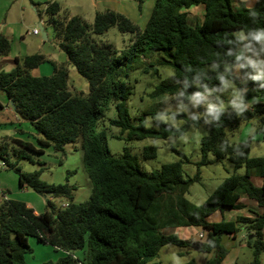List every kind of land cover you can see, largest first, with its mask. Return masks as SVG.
<instances>
[{
    "label": "trees",
    "instance_id": "obj_1",
    "mask_svg": "<svg viewBox=\"0 0 264 264\" xmlns=\"http://www.w3.org/2000/svg\"><path fill=\"white\" fill-rule=\"evenodd\" d=\"M140 1V0H138ZM147 25L138 29L127 17L113 10L96 11L91 23L80 15H60L56 1L36 2L38 16L55 34L56 46L66 55V62H56L40 53L26 55L13 69L0 71V90L12 102L15 112L30 123L36 132L35 147L29 141L7 137L0 143V158L17 172L20 186H27L49 197H64L68 203L56 206L50 198L46 209L35 213L25 202L3 199L0 202V264H24L23 255L30 253L28 238L34 237L63 251L56 261L43 264H158L152 262L161 246L173 244L203 253H214L204 264H220L227 255L221 237L235 238L236 225H247L253 241V256L248 264H261L264 252V157H250L251 137L243 142H231L232 133L242 123L256 119L253 134L264 139V102L247 105L252 93L243 92L241 108L237 111L220 107L207 108L204 95L234 82L239 89L246 85L260 86L264 81L252 78V66L238 53L243 42L264 41V0L246 7L239 0H155ZM198 5L204 9L200 23L188 21L187 10ZM116 26L129 33L128 44L117 51L98 36ZM242 33L244 40L238 35ZM10 49L9 39L0 33V56ZM264 57V51H263ZM141 56V57H140ZM145 58V62L142 60ZM139 61L141 73L159 75V68L171 67L173 75L166 83L158 84L151 94L155 99L170 95L183 104L195 99L197 111L180 127L157 122V128H146L144 119L133 125L128 117L126 100L132 92L125 80L122 65ZM49 61L50 75L35 76L30 71ZM87 80L86 94L68 88V66ZM239 67V75L232 72ZM114 103L116 117L110 126L126 132L127 140L144 138L165 139L181 136L189 126H199L207 120L208 134L200 139V158L197 167L228 159L234 170L243 167L244 173L233 172L220 181L201 204L186 197L189 186L199 179L183 176L179 161L162 164L155 171H144L135 155L124 147L120 156L113 155L106 143L104 129L96 123L104 108ZM174 118L184 113L166 112ZM155 114H152L154 117ZM80 138L82 162L91 182L89 199L71 201L73 187L67 184H48L40 179L41 169L21 172L20 158L32 160L30 153H42L46 147L61 152L64 146ZM10 141V143H9ZM16 160L8 158V148ZM15 146V148H14ZM143 157L155 156L153 146L144 147ZM252 176L263 178L255 186ZM252 199L261 209L253 217L240 216L235 221L209 222L207 217L216 210L238 209L240 199ZM199 227L205 231L203 240L182 239L164 229ZM76 250H86L84 260L73 256ZM185 264H197L190 260Z\"/></svg>",
    "mask_w": 264,
    "mask_h": 264
},
{
    "label": "rangeland",
    "instance_id": "obj_2",
    "mask_svg": "<svg viewBox=\"0 0 264 264\" xmlns=\"http://www.w3.org/2000/svg\"><path fill=\"white\" fill-rule=\"evenodd\" d=\"M44 0L36 2L42 3ZM77 1L82 2L83 6ZM62 6L69 9L70 15H83L88 23H91L96 11H103L106 9L116 11L127 17L138 29L142 30L146 27L150 18L151 12L155 7V0H61ZM11 4V0H0V19L7 11ZM42 6V5H41ZM39 6L38 9L42 10ZM82 6V7H79ZM194 8V7H193ZM202 5H198L195 9H202ZM61 10V7H60ZM192 8L187 12H191ZM17 12V13H16ZM204 13V12H203ZM202 13V16H203ZM65 16L66 13H63ZM43 15V14H42ZM69 15V14H68ZM69 15V16H70ZM45 17V15H43ZM201 16V14H200ZM201 16V19H202ZM11 17L18 21V28L24 36V43L29 49V53H40L42 55L52 52V47H56V38L53 29L48 27L46 21H40L38 12L35 13L31 6L20 13L18 3L11 6ZM191 18V16H190ZM193 18V17H192ZM21 21V22H20ZM38 23L45 28L48 32V37L43 40L41 33L32 34L33 28H38ZM199 23V22H198ZM193 25L194 22H191ZM240 35V34H239ZM131 34L121 33L116 26L110 27L106 32L98 36V40L110 44L115 50L120 51L125 48L129 42ZM16 37L12 41L13 51H19L22 45ZM262 43V42H261ZM264 44V41H263ZM241 46L238 48L240 55H244ZM19 49V50H18ZM263 50L260 51L261 56L249 60L252 66V78L254 80L264 81V45ZM141 57V56H140ZM145 62V58H142ZM139 60H134L122 65L126 69L128 77L125 80L131 86L132 92L126 100V107L128 117L133 125L138 124L139 118L144 119V126L146 128H157V122L166 123L174 127H180L191 119L197 111V101L191 99L189 102L183 104L176 96L166 95L161 99H155L151 96L155 87L160 83H166L171 80L173 69L171 67L159 68V75L153 73L151 68L149 74L141 73ZM42 65H49L43 63ZM51 71H52V67ZM68 79L67 84L69 90L76 93L86 94L88 92L87 80L82 77L73 66H68ZM31 72H35L31 70ZM31 73V74H33ZM51 74V73H50ZM49 74V75H50ZM248 89L252 95L247 105L249 106L254 101L264 102V89L260 86L246 85L239 89L232 81H226L223 87L214 92L206 93L203 106L208 107V100L210 97L214 100L212 107H220L223 109L239 110L241 108V100L244 90ZM210 94L212 96H210ZM210 100V99H209ZM212 100V101H213ZM0 143L7 137L18 136L24 141H30L37 147L35 139L36 132L30 123L23 120L17 113H15L5 93L0 91ZM166 112L184 113V118L171 117ZM152 114H155L152 117ZM116 117L114 103L110 102L104 110L103 114L98 118L96 123L97 130H103L106 134V143L113 155L120 156L123 153L124 147L129 148L130 152L135 155L144 171L150 172L160 169L162 164L176 162L181 159L174 150L183 153L187 160H183V176L185 178L194 177L199 173V179L194 180L189 186V193L185 197L190 201L198 203L203 197L210 193L214 187L225 177L233 172L243 174L244 168L234 170L232 163L224 158L221 161L200 166L196 162L200 158V139L208 134L207 120H204L199 126H189L185 133L181 136H169L165 139H151L144 138L142 140H127L126 132H121L119 128L110 126L109 121ZM257 122L252 119L249 122L242 123L232 133L228 132L227 136L231 142L240 143L248 137L251 141L254 135V126ZM7 138V139H8ZM6 139V140H7ZM10 143V141H9ZM153 146L156 149V154L153 157H143L142 150L144 147ZM15 148V146H14ZM13 146L9 145L8 158L11 162L16 160L15 155L12 153ZM83 151L80 147V138L74 143H69L64 146L63 151L55 152L51 147H45L42 153H30L32 160L27 158H20L17 161V166L21 172H31L41 169L40 179L48 184H67L74 189L72 190L71 201L75 203L84 202L89 199L91 194V182L85 172L82 162ZM250 157H264V140L256 139L251 142ZM56 206H64L68 200L64 197H45L35 192L31 188L22 187L18 184L17 172L7 167L4 160L0 158V202L3 199L19 200L26 203L25 200L31 202L32 209L40 213L46 209V200L49 199ZM193 203V202H192ZM191 234L187 233L182 228L179 231L170 228L164 229L166 233L175 232L182 237L187 236V239L199 240L196 236L201 232V228L189 227ZM247 225L243 224L234 239L226 236L221 237V244L227 250L226 257L220 264H248L253 256V241L256 237H249L251 234H246ZM194 234V236H192ZM203 240V239H201ZM28 244L31 252L23 255L24 264H43V262L51 260L56 261L61 257V252L53 246L38 242L34 237L28 238ZM86 250H76L73 256L79 260H84ZM214 253H203L191 250L186 247H179L173 244H166L160 247L157 256L152 262L158 264H185L190 260H194L197 264H204V262L213 257ZM261 264H264V252L260 256Z\"/></svg>",
    "mask_w": 264,
    "mask_h": 264
},
{
    "label": "crops",
    "instance_id": "obj_3",
    "mask_svg": "<svg viewBox=\"0 0 264 264\" xmlns=\"http://www.w3.org/2000/svg\"><path fill=\"white\" fill-rule=\"evenodd\" d=\"M36 1H38V0H11L10 6L8 7L7 11L4 13L3 17L0 19V33H2L4 36H6L9 39V42H10L9 52L6 55L0 56V71L1 70L8 71L10 69H13L15 67L16 63L17 62L21 63L22 59L26 55L34 54V53H29V49H28L27 45L24 43V36L22 35V33L20 32V30L18 28V21L16 19H14V17H11V6H13V4L15 2L18 3L19 8H20V13L24 12L28 8V6H31L32 10H34L35 13H36L37 9H38V7L34 4V3H36ZM46 1H50V2L56 1V2H58L60 7H61V10H60V13H59L61 16L64 15L63 13H66L67 16L70 15L69 9L65 8L64 5L62 6L61 0H44L43 2H46ZM239 1H242L245 4L246 7H252L256 3L257 0H239ZM77 2L79 4L82 3L80 1H77ZM81 5L83 6V4H81ZM82 6H79V7H82ZM41 7L44 8L45 4L42 5ZM203 11H204L203 8L201 10L193 8L191 10V12L188 13L189 15H188L187 18H188L189 23L190 24H191V22H194V24H196L198 22L200 23L202 21L201 16H202ZM200 14H201V16H200ZM80 16L84 20H87V19H85L83 17V15L80 14ZM190 16H191V18H190ZM38 18H39V20L41 22L42 21H44V22L46 21V17H44L43 15L41 17L38 16ZM202 18H203V16H202ZM39 24L40 23H38V25ZM48 27H50V26H48ZM43 29H44V32H45V28H43ZM16 34H17V37H20L19 38V42L22 45L21 49L20 50L18 49L19 51H13V48H12V41L16 37ZM45 34H46V38L43 39V40H46L47 37L49 36L48 32H45ZM239 34L238 35L240 36V38L242 40H244L243 34L242 33H239ZM35 35H37V34H35ZM263 45H264L263 41H260V42H257V43H253V44H249V43L243 42L241 45L238 46V48L241 46L240 50H242V52H244L243 53L244 55H241V56H243L244 59L248 62L251 59L258 58V57L261 56L260 51L263 50L262 49ZM52 48H53L52 52H48V54H44L45 58H47L49 60H54L56 62H66V60H67L66 55L62 51H60L58 48H56V47L55 48L52 47ZM238 48H237V50H238ZM43 63H49V65H42ZM43 63H41L38 67L32 69V70L35 71L34 73L31 72V73H33L32 75L40 76V75H49L50 73H52L51 68H50L52 66H51L50 62L49 61H45ZM232 72L235 75H239V67L238 66L233 67ZM0 91H2V90H0ZM207 96H208L207 94L204 95V102H205V97H207ZM210 96H212V95L210 94ZM209 99H207L208 100V107L211 108L213 106V104H214V100L211 97ZM7 100H8V98H7ZM8 102H9V100H8ZM10 106H11L12 110L15 112L14 107L11 104H10ZM254 135H256V137L253 136L252 141L256 140L257 138L258 139H262V136L260 134H254ZM14 137L15 138H19L18 136H14ZM19 139H21V138H19ZM21 140H23V139H21ZM262 140H264V139H262ZM252 141H250L249 152H250V147H251V142ZM35 147H37V146L35 145ZM251 181H252V183L255 186L259 187L263 183V178L260 177V176H252L251 177ZM18 184H19V182H18ZM22 187H25V186H22ZM188 193H189V191L186 194H188ZM207 195L205 197H203L201 199V201H198V203H195L194 201H192V202L194 204H196V205L201 204L205 200ZM25 201H26V205L28 207L32 206L31 202H29L27 200H25ZM240 204L241 205H240V207L238 209H226L225 208L222 211L221 210L214 211L211 215H209L207 217V221H209V222L235 221L240 216H246V217H250L251 218V217L255 216L256 213H260L261 212V209L257 206V203L254 200H252V199L241 198L240 199ZM34 212H35V210H34ZM35 213H37V212H35ZM236 226L239 227V228L241 227L240 223H238ZM180 228H182L183 231L187 233V236H189V234H191V232L189 230V227H177V228H174V229L175 230L177 229L179 231ZM170 230H173V229H170ZM199 233H202L205 236V231H203L202 229H201V232H198L196 234V236ZM249 233L250 232L247 230L246 234H249ZM187 236L182 237L181 235H179V237H181L182 239H187ZM192 236H194V234H192ZM228 238L234 239L232 237H228ZM59 251L61 252V250H59ZM61 253H62L61 255H63V251Z\"/></svg>",
    "mask_w": 264,
    "mask_h": 264
},
{
    "label": "water",
    "instance_id": "obj_4",
    "mask_svg": "<svg viewBox=\"0 0 264 264\" xmlns=\"http://www.w3.org/2000/svg\"><path fill=\"white\" fill-rule=\"evenodd\" d=\"M38 26H39V32L41 33L42 38L45 39L46 38V34L44 32L43 27L41 26V24H39ZM9 103L12 105L11 101H9ZM39 194L41 195V193H39ZM49 195H50L49 193H45L43 196L47 197ZM249 237H252V235H250Z\"/></svg>",
    "mask_w": 264,
    "mask_h": 264
},
{
    "label": "built area",
    "instance_id": "obj_5",
    "mask_svg": "<svg viewBox=\"0 0 264 264\" xmlns=\"http://www.w3.org/2000/svg\"><path fill=\"white\" fill-rule=\"evenodd\" d=\"M32 33H33V34H38V33H39V29H38V28H34V29L32 30ZM197 237H198V239H202L204 236H203L202 233H199V234L197 235Z\"/></svg>",
    "mask_w": 264,
    "mask_h": 264
},
{
    "label": "clouds",
    "instance_id": "obj_6",
    "mask_svg": "<svg viewBox=\"0 0 264 264\" xmlns=\"http://www.w3.org/2000/svg\"><path fill=\"white\" fill-rule=\"evenodd\" d=\"M262 38H264V32H262V33H260L259 34ZM204 236V235H203ZM198 238V237H197ZM205 238V236L202 238V239H204ZM199 240H201V239H199Z\"/></svg>",
    "mask_w": 264,
    "mask_h": 264
}]
</instances>
